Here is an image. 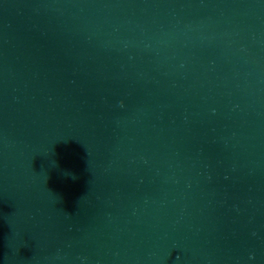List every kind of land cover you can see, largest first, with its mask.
Here are the masks:
<instances>
[{"label": "water", "instance_id": "water-1", "mask_svg": "<svg viewBox=\"0 0 264 264\" xmlns=\"http://www.w3.org/2000/svg\"><path fill=\"white\" fill-rule=\"evenodd\" d=\"M0 264H264V0H0Z\"/></svg>", "mask_w": 264, "mask_h": 264}]
</instances>
